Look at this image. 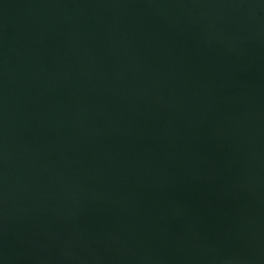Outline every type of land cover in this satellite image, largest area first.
Here are the masks:
<instances>
[{
	"label": "water",
	"instance_id": "obj_1",
	"mask_svg": "<svg viewBox=\"0 0 264 264\" xmlns=\"http://www.w3.org/2000/svg\"><path fill=\"white\" fill-rule=\"evenodd\" d=\"M0 264H264V0H0Z\"/></svg>",
	"mask_w": 264,
	"mask_h": 264
}]
</instances>
